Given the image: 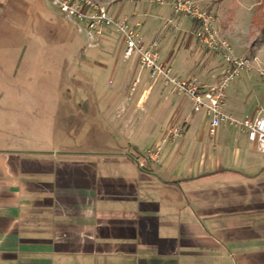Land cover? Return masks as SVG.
Instances as JSON below:
<instances>
[{
    "label": "crops",
    "instance_id": "0c3cea01",
    "mask_svg": "<svg viewBox=\"0 0 264 264\" xmlns=\"http://www.w3.org/2000/svg\"><path fill=\"white\" fill-rule=\"evenodd\" d=\"M123 60L124 75L139 84L129 95L113 90L124 105L118 112L135 104L122 131L70 115L57 122L60 110L49 107L30 105L31 119L7 109L13 116L0 124V264H264V154L231 126L235 139L209 141L204 113L170 95L138 61ZM197 64H189L191 75L204 78ZM238 89L226 112L253 117ZM171 126L182 134L163 144ZM157 147L153 162L146 152Z\"/></svg>",
    "mask_w": 264,
    "mask_h": 264
},
{
    "label": "rangeland",
    "instance_id": "374dc122",
    "mask_svg": "<svg viewBox=\"0 0 264 264\" xmlns=\"http://www.w3.org/2000/svg\"><path fill=\"white\" fill-rule=\"evenodd\" d=\"M90 1L106 7L115 18H129L147 42L157 40L162 59L171 58L174 73L193 74L189 69L192 62L202 65L203 75L224 72L221 58L197 44L192 22L173 16L168 6H153L146 0ZM195 1L213 13L220 38L233 55L250 62L249 71L230 81L227 95L239 88V103L245 105L248 116H256L258 110L264 111V81L260 76V71L264 72V0ZM123 52V38L115 30H106L103 36L91 34L85 24L62 14L51 0H0V124L13 116H8L7 109L21 110V115L30 118L26 110L37 105L60 110L53 113L57 122L70 115L71 120H82L89 127L103 123L110 131L108 126L113 124L122 131L135 104L118 112L124 105L113 90L129 95L139 84L135 81L132 85L133 80L124 75L128 62L123 60ZM135 67V73L139 72L140 66ZM142 75L147 81L149 76ZM64 105H71L72 111L63 113ZM85 106L90 110L85 112ZM148 119L144 116L143 120ZM220 136L232 141L236 132L227 126L214 136L207 133L211 142ZM216 149L217 153L221 150L219 146Z\"/></svg>",
    "mask_w": 264,
    "mask_h": 264
},
{
    "label": "built area",
    "instance_id": "2783aa9c",
    "mask_svg": "<svg viewBox=\"0 0 264 264\" xmlns=\"http://www.w3.org/2000/svg\"><path fill=\"white\" fill-rule=\"evenodd\" d=\"M58 10L77 23L86 25L87 30L96 36L105 35L106 30H115L121 35L124 43L123 57L130 60L138 59L141 68L147 71L154 82H160L170 95L188 98L193 112L204 113L209 119V134L214 136L226 126L234 127L244 133L248 140L255 144L257 151L264 154V111L258 110L253 117L239 120L226 112L228 100L227 89L234 77L251 69L250 62L233 55L230 46L220 38L215 25L213 13L195 0H146L153 6H168L173 16L189 19L197 44L207 52L221 58L224 65L223 73H208L205 77L175 75L172 67L162 59L161 49L157 40L147 42L137 25L130 19L113 17L106 7L97 5L90 0H51ZM172 23V20L169 21ZM264 81V72L260 71ZM137 84L134 85L136 88ZM133 88V90H134ZM177 129H167L163 144L180 137ZM162 144V145H163ZM161 147L150 149L146 156L153 162L159 159Z\"/></svg>",
    "mask_w": 264,
    "mask_h": 264
}]
</instances>
